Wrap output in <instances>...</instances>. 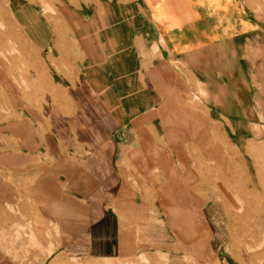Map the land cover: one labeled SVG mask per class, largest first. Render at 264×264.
Returning <instances> with one entry per match:
<instances>
[{
	"label": "crops",
	"instance_id": "crops-1",
	"mask_svg": "<svg viewBox=\"0 0 264 264\" xmlns=\"http://www.w3.org/2000/svg\"><path fill=\"white\" fill-rule=\"evenodd\" d=\"M10 3L46 49L47 73L43 97L13 124L27 151L0 164L15 182L0 179V200L31 203L82 253L129 250L105 204L123 172L151 171L153 156L172 171L168 156L179 153L161 141L211 139L216 125L248 124L254 112L264 124V0H49L46 18L41 0ZM196 86L209 97L191 106Z\"/></svg>",
	"mask_w": 264,
	"mask_h": 264
},
{
	"label": "rangeland",
	"instance_id": "rangeland-1",
	"mask_svg": "<svg viewBox=\"0 0 264 264\" xmlns=\"http://www.w3.org/2000/svg\"><path fill=\"white\" fill-rule=\"evenodd\" d=\"M48 2L41 0L45 18ZM11 7L10 0H0V164H15L17 153L27 151L13 124L43 97L38 85L47 73L46 49L30 42ZM196 88L187 96L191 106L209 97L202 86ZM256 115L249 114L248 124L216 125L211 139L161 141L179 153L168 156L167 175L156 170L157 156L151 157V171L123 172V186L105 204L120 213L129 238V250L115 257L80 252L78 242L68 245L69 238L31 203L5 197L0 264H264V124L254 122ZM234 165L242 168L237 180L229 179ZM12 175L0 171L5 186H15Z\"/></svg>",
	"mask_w": 264,
	"mask_h": 264
},
{
	"label": "bare ground",
	"instance_id": "bare-ground-1",
	"mask_svg": "<svg viewBox=\"0 0 264 264\" xmlns=\"http://www.w3.org/2000/svg\"><path fill=\"white\" fill-rule=\"evenodd\" d=\"M6 80V79H5ZM18 99V98H17ZM48 99V98H47ZM18 106V105H17ZM38 115V114H37ZM39 117V116H38ZM249 205V204H248ZM48 236V235H47ZM31 237V236H30ZM31 239V238H30Z\"/></svg>",
	"mask_w": 264,
	"mask_h": 264
}]
</instances>
